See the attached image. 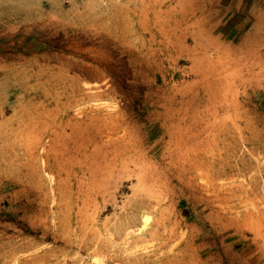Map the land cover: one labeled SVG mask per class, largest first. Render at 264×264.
I'll return each instance as SVG.
<instances>
[{"label":"rangeland","instance_id":"obj_1","mask_svg":"<svg viewBox=\"0 0 264 264\" xmlns=\"http://www.w3.org/2000/svg\"><path fill=\"white\" fill-rule=\"evenodd\" d=\"M0 264H264V0H0Z\"/></svg>","mask_w":264,"mask_h":264},{"label":"bare ground","instance_id":"obj_2","mask_svg":"<svg viewBox=\"0 0 264 264\" xmlns=\"http://www.w3.org/2000/svg\"><path fill=\"white\" fill-rule=\"evenodd\" d=\"M211 61H209V59L206 57V56H203L201 59H200V62H199V64L204 68V72L203 73H207L208 72V70H209V73L211 74V72L214 74V73H216V68H214V67H212V65H211V63H210ZM206 75V74H205ZM213 76V75H212ZM216 93H217V91H216V89H214L213 90V97H216ZM213 110V109H212ZM135 155L136 154H138V151H135V153H134ZM118 154H116V156H117ZM132 162H134L133 160H132ZM129 164H130V162H129ZM125 168H128V166H127V164L126 163H124V164H122V170H124ZM138 178V177H137ZM139 182V181H138ZM148 220V219H147Z\"/></svg>","mask_w":264,"mask_h":264}]
</instances>
